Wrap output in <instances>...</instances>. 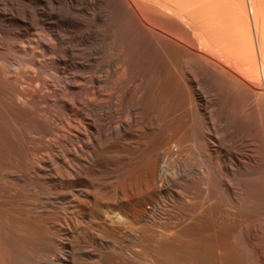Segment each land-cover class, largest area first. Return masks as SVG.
I'll return each instance as SVG.
<instances>
[{
  "label": "bare ground",
  "instance_id": "6f19581e",
  "mask_svg": "<svg viewBox=\"0 0 264 264\" xmlns=\"http://www.w3.org/2000/svg\"><path fill=\"white\" fill-rule=\"evenodd\" d=\"M241 2L0 0V264H87L97 254L99 263L114 264L112 237L123 244L137 239L127 232L132 228L119 227L117 213H127L119 193L140 180L149 161L159 168L157 190L167 185L158 161L195 110L221 159L222 194L204 215L201 199L191 198L189 221L175 223L155 243L190 264H264V197L254 188L243 193L238 184L242 157L264 159V0L251 1L250 17ZM216 104L222 114L215 117ZM159 122L163 128L154 132ZM219 127L242 153L231 145L219 151ZM97 182L110 187L101 189L102 202ZM92 184L98 209L85 215L61 211V204L89 202ZM202 187L195 197L201 198ZM94 203H87L90 209ZM85 217L103 233L87 234L88 244L74 236ZM125 250L121 263L143 259L134 261Z\"/></svg>",
  "mask_w": 264,
  "mask_h": 264
},
{
  "label": "rangeland",
  "instance_id": "374dc122",
  "mask_svg": "<svg viewBox=\"0 0 264 264\" xmlns=\"http://www.w3.org/2000/svg\"><path fill=\"white\" fill-rule=\"evenodd\" d=\"M252 1V0H251ZM250 0H242V2H241V0H240V2L242 3V5H243V8H244V11L246 12V14H247V16H251V13L249 12V9H250V6H252V2H251ZM251 3V4H250ZM155 36H156V39L158 40V41H160V43L161 44H165V37L161 34V33H155ZM174 52H179V50H178V48H174V51H173V53ZM118 78H119V73L117 74H114L113 75V77H111L110 78V80H109V84L108 85H110L109 87H112L113 86V84H114V82H116L117 80H118ZM112 84V85H111ZM206 87L208 88V86L206 85ZM207 88H205V89H207ZM223 91H221V97H223ZM221 97L219 98V99H221ZM216 105H217V107H216ZM215 105V109H214V116L216 117V115L218 116V114L220 115V114H222V109H221V107L218 105V104H216ZM195 112V113H194ZM193 113H192V115L190 116V118L187 120V122H186V125H185V123H184V125H182L183 126V128L180 126V129H178V131H176V133H177V135H176V133H175V137H174V139H173V141L168 145V147H167V149L165 150V152L163 153V155H162V157H161V159L158 161V164L160 165V169L164 172V175L165 176H167L166 178H167V185L165 186V187H163L162 189H160V190H157V188H156V185H155V181H154V174H155V172L157 171V169H159L158 167H157V164H156V162L155 161H149L147 164H145V166H144V168L141 170V174H140V180L138 181V182H136V183H134V184H131V186H130V188L126 191L127 192V194H126V192H124V191H121L120 193H119V195H121V194H123L121 197L122 198H124V199H122V202H124L123 204H124V206H125V209L127 210V213H125V214H120V213H117V216H118V219H117V221H118V224L120 225L119 227L120 228H122L123 230L125 229V227L127 228V226H128V228H127V230L129 229V228H132V229H129V231H127L126 229L124 230V231H127V232H130L131 234H133V233H135V234H133V235H138V234H141V235H136V237H137V239L133 242V241H129L127 244H130V247L129 246H127V244L126 243H121V242H116L119 238H118V236L117 235H114L113 237H112V241L111 242H113L114 243V241H115V243H118V244H116V245H114V244H111V249H112V253H114L113 255L115 256V253H116V256H115V259H114V256H113V263L115 264H118V262H117V260L120 262L119 264H123V263H121V262H123L121 259H123V257L121 256V255H123V253H120V251L121 252H124V250L125 251H127V254H129V256H131V258H135L134 259V261H140V259H138L137 257H139V258H141L142 256H143V259L141 258V261H140V263L142 264V261H143V264H165L169 259H173V260H175V259H177L179 262H176V263H174V264H182V263H184V264H186V263H188L189 262V260L187 259V258H185L184 257V259H183V256H179V255H176V254H174V253H172V252H167V251H163L160 247L158 248V246L156 245V243H159L161 240L163 241L164 240V238H165V234H169V233H171V232H173V230H175L178 226H176L178 223L181 225V224H183V223H187L188 221H189V219H190V216H191V213H192V211H190V210H192V203L194 202V201H192V200H198V199H201V200H199L198 202V204L199 205H201V207H202V209L203 210H201V213L204 215L205 213L204 212H206V209L205 208H207V206L213 201V200H215V199H218L220 196H221V189H220V185L218 184L220 181H218L219 179V175H222L221 174V172L223 173V171H222V165H221V159L219 158V157H217L218 155H216V153H214L213 152V150H212V146H209L210 145V143H208V140H207V134H206V132H205V130H203L204 129V127H203V121H202V119L200 120V118L201 117H199L200 115L198 114V112L195 110ZM218 112V113H217ZM235 114H231V113H229L228 114V117L230 118H233V119H236L235 118V116H234ZM236 117H238V116H236ZM238 119V118H237ZM192 120V121H191ZM239 120H241V119H238V121ZM202 121V122H201ZM237 121V120H236ZM243 120H241V122H242ZM245 122V121H244ZM243 122V123H244ZM160 123V122H159ZM161 127H160V126ZM158 126L160 127V129H158L159 127H157V126H155L154 127V132L155 131H160L161 130V128H163V125H162V123H160ZM191 125V126H190ZM182 128V129H181ZM222 128V130H223V127H219V131H220V129ZM189 130V131H188ZM221 130V131H222ZM186 131V132H185ZM218 131V136H217V138L218 139H220L219 140V142H220V147H219V151L221 152V153H223V150L224 149H226L228 146L230 147V145L231 144H229V142L227 141V139L223 136V137H221V131L219 132ZM182 133V134H181ZM205 134V136H203L204 134ZM181 134V135H180ZM185 135V136H184ZM203 137V138H202ZM206 137V138H205ZM224 138V139H223ZM176 139V140H175ZM203 139H204V141H203ZM205 142V143H204ZM207 143V144H206ZM222 144V145H221ZM204 146H205V148H204ZM224 146V147H223ZM232 146V145H231ZM236 146V147H235ZM233 145L232 147H234L233 149L235 150V151H238L239 153L241 152L242 153V148L240 147V145H238V144H236V145ZM222 147V148H221ZM239 147V149L238 150H236L237 148ZM209 148H210V150H209ZM220 148H221V150H220ZM223 149V150H222ZM241 149V150H240ZM180 150V151H179ZM194 150V151H193ZM197 151V152H196ZM201 151V152H200ZM210 153H208V152ZM257 151L259 152V153H262V151H263V147L262 146H259L258 148H257ZM199 154V155H198ZM195 156V157H193V156ZM201 157V158H200ZM209 158V159H208ZM214 158H215V160H216V162H215V160H214ZM216 158H218V159H216ZM210 160V161H209ZM214 160V161H213ZM219 160V161H218ZM254 160V161H253ZM253 160L250 162V161H247L246 162V159L244 158V157H242L241 158V162L239 163V167H238V170L240 171L239 172V176H238V181H239V183L238 184H240L239 186H241L240 188L242 189V192L243 193H250L251 192V189L252 188H254L255 189V193H257L259 196H261V197H264V159H263V157H261L260 156V159H259V157L258 158H253ZM196 161V162H195ZM199 163H198V162ZM208 161V162H207ZM193 162V163H192ZM201 162V163H200ZM204 164H203V163ZM219 162H220V164H219ZM251 163L250 165L248 164V163ZM197 163V164H196ZM214 163V164H213ZM253 163V164H252ZM191 164V165H190ZM194 164H196V166L198 167V168H201L200 169V172L202 173L201 174V176H202V178H204V176H205V178L207 177V180L204 178V179H202L201 177H199L196 173H195V171H194V167H195V165ZM200 164V165H199ZM212 165V166H211ZM215 165H216V167H215ZM218 165V166H217ZM221 165V166H220ZM241 165V166H240ZM189 166H191L190 168H189ZM193 166V167H192ZM199 166H201V167H199ZM211 166V167H210ZM210 167V168H209ZM212 168H213V170H212ZM181 169V170H180ZM217 169H218V171H217ZM188 170V171H187ZM191 170H193V172L191 171ZM203 172H202V171ZM212 170V171H211ZM221 170V171H220ZM248 170H250V171H248ZM253 172H252V171ZM207 171V172H206ZM210 171V172H209ZM187 174H186V173ZM215 172V173H214ZM216 172L218 173V175H216ZM248 172H249V174H250V177H248V176H246V174H248ZM210 175H209V174ZM212 173H213V175H214V178L216 179V180H214V178H212L213 177V175H212ZM220 173V174H219ZM241 173V174H240ZM178 174V175H177ZM184 174V175H183ZM191 174H192V176H191ZM206 174V175H205ZM244 174V175H243ZM195 175H197V176H195ZM208 175V176H207ZM241 175V176H240ZM181 177V178H180ZM184 177V178H183ZM190 177H191V179H190ZM221 177V176H220ZM251 177H255L254 179L253 178H251ZM184 180H186V182L185 181H183V179ZM194 178H197L196 180L194 179ZM242 180H241V179ZM246 178H247V180H250L251 181V183H250V181H248L247 182V180H246ZM198 179H202V180H200V182H199V180ZM176 180V181H175ZM180 182H178V181ZM183 182H182V181ZM254 182H253V181ZM208 181V182H207ZM210 181H212V182H210ZM213 181L215 182L214 184H211V183H213ZM218 181V182H217ZM176 182V183H175ZM203 182H204V184H203ZM217 182V183H216ZM241 182V183H240ZM243 182V183H242ZM99 183H101V184H99ZM97 182V185H101V186H99V187H101V188H97V187H95V186H97V185H95V184H92V186H87V188L89 189V190H96V188H97V190L96 191H102L103 189H104V191L106 190H108V189H110V187H106V185L105 184H103L102 185V182ZM184 183V184H183ZM246 183H248V184H246ZM136 184V185H135ZM178 184V185H177ZM188 186H187V185ZM191 184V185H190ZM197 185V184H199V186L197 185V187L196 186H194V185ZM209 186V187H211L212 188V186L211 185H214L213 186V189L214 190H216V191H214L213 192V190L211 189V188H209L207 185ZM210 184V185H209ZM217 184L219 185V188H218V186H217ZM246 184V185H245ZM249 184H250V186H249ZM258 184V185H257ZM132 185L134 186V187H132ZM169 185H170V187H169ZM180 185V186H179ZM186 185V186H185ZM200 185H201V187L202 186H204V187H202L201 188V191H202V193H203V190H204V193L202 194V193H200V197L201 198H199V197H195L196 195L194 194V192H195V187L197 188V190L196 191H198V190H200ZM216 185V186H215ZM64 186V185H63ZM168 186V187H167ZM205 186H206V189H205ZM252 186V187H251ZM91 189H90V188ZM106 189H105V188ZM131 187H132V191H129V190H131ZM186 187H187V189H186ZM188 187H190V188H188ZM199 187V188H198ZM249 187H251L250 189H249ZM93 188V189H92ZM103 188V189H102ZM175 188H177V189H175ZM245 188V189H244ZM99 189V190H98ZM102 189V190H101ZM175 189V190H174ZM186 189V190H185ZM203 189V190H202ZM94 190V191H95ZM174 190V191H173ZM179 192H178V191ZM188 190V191H187ZM210 192H209V191ZM211 190H212V192H213V194H212V192H211ZM218 190V191H217ZM245 190V191H244ZM94 191H92L91 193H90V199H89V202H86V201H88V199H86V200H84L83 199V201L81 202V199H80V203L78 204V205H76V206H74V207H71V206H68L67 207V205H64V204H61L60 205V207H61V211H64L65 213H70L71 211H72V213H80V214H78V215H82V213H83V215H85V214H87L88 212L90 213L91 211H93V209L94 210H96L95 208H99L100 207V203H96V201H98V199L96 200L95 198L97 197L98 198V196L99 197H101V198H99V199H101V202H102V197H104V192L102 191V193L103 194H101V192H99V195H98V192H94ZM106 191H105V193H106ZM129 191V192H128ZM184 191H186V192H184ZM207 191H208V193H207ZM250 191V192H249ZM190 194H189V193ZM95 193H97V194H95ZM129 193V194H128ZM175 193V194H174ZM180 193V194H179ZM183 193V194H182ZM210 193V194H209ZM216 193V194H215ZM218 193L220 194L219 196H218ZM92 194H95V198L93 197V195ZM128 195V196H126V195ZM192 194H193V196H192ZM206 194V196H204ZM209 194V196H207ZM212 194V196H210ZM91 195H92V197H91ZM98 195V196H97ZM189 195V196H188ZM176 196V197H175ZM181 196V197H180ZM126 197H128L127 199H126ZM190 197V198H189ZM205 197H206V199H205ZM207 197H208V199H209V201H208V199H207ZM212 197H215V198H212ZM218 197V198H217ZM91 198H93V199H91ZM185 200H184V199ZM191 198H192V200H191ZM194 198V199H193ZM210 198H212V199H210ZM96 201H95V200ZM126 199V200H125ZM202 199H203V201H202ZM188 200H191V202L190 201H188ZM206 200V201H205ZM201 201V202H200ZM84 202V203H83ZM95 202V203H94ZM126 202V203H125ZM202 202H204V203H202ZM81 203H83V204H81ZM87 203H91V205H93V203H94V206L90 209V206H88L89 204H87ZM154 203V204H153ZM158 205H157V204ZM201 203V204H200ZM95 204H96V206H95ZM153 204V205H152ZM161 204V205H160ZM205 204V205H204ZM79 205H82V207L81 206H79ZM83 205H86L87 207H83ZM152 206H155L156 207V210H154L153 211V213L152 214H154V215H149V208H151ZM159 206V207H158ZM191 206V207H190ZM63 207H65V208H67V209H63ZM76 207V208H75ZM79 207V208H78ZM190 207V208H189ZM68 208H69V211H68ZM74 208V210H72ZM81 208V209H80ZM87 208V209H86ZM89 208V209H88ZM80 209V210H79ZM165 209V210H164ZM160 210V211H159ZM162 210V211H161ZM85 211V212H84ZM88 211V212H87ZM169 212V214H168V212ZM190 211V212H189ZM82 212V213H81ZM87 212V213H86ZM161 212L162 213H164V214H161ZM171 212V213H170ZM178 212V213H177ZM184 212V213H183ZM92 213V212H91ZM158 214V215H156V214ZM178 214V215H177ZM188 214H189V216H188ZM129 215V216H128ZM133 215V216H132ZM164 217H163V216ZM176 215V216H175ZM182 215H184V216H182ZM127 216V217H126ZM130 216H132V217H130ZM136 216V217H135ZM137 216H143V220L142 221H139V220H137ZM161 216V217H160ZM167 216V217H166ZM169 216V217H168ZM134 217V218H133ZM182 217V218H181ZM184 217H186V218H184ZM187 217H188V219H187ZM121 218H123V219H121ZM136 218V219H135ZM176 218V219H175ZM82 219H84V221L82 220ZM81 220H80V222L81 223H79V225L81 224V228H79V226H78V229H77V231H76V233L74 234V236H75V240L77 239L78 241H81V240H83V239H86V242H87V244H88V242L89 241H87V234H92V232L93 233H95L97 230V233H98V238L99 237H101L102 238V236H103V233L101 232V230H99V228L98 229H96L95 228V226L93 225V224H91V222L89 221L90 220V218L89 217H85V218H82ZM88 219V220H87ZM135 219V220H134ZM183 219H184V221H183ZM179 220L181 221V222H179ZM187 220V221H186ZM82 221H83V223H82ZM86 221V222H85ZM89 223H88V222ZM121 221V222H120ZM176 221V222H175ZM120 222V223H119ZM139 222V223H138ZM141 222V223H140ZM183 222V223H182ZM85 223H88V225L86 224V225H84ZM135 223V224H134ZM171 223H172V225H171ZM175 223H177V224H175ZM123 224V225H122ZM173 224L175 225L174 227H173ZM178 224V225H179ZM90 225L92 226V227H90ZM179 225V226H180ZM85 226H87V228H88V230H87V228L85 227ZM90 228H89V227ZM122 226V227H121ZM125 226V227H124ZM171 226V227H170ZM82 227H84V229L82 228ZM172 227H173V229H172ZM245 227V228H244ZM94 228V230H91V229H93ZM137 230H136V229ZM89 229L91 230V231H89ZM133 229H134V232H133ZM170 229H172V230H170ZM247 229V226H243L242 227V229H241V234H243L244 232H245V230ZM86 230H87V232H86ZM96 230V231H95ZM169 230V231H168ZM81 231H85L86 232V234H85V232H82V235H81ZM95 231V232H94ZM88 232H90V233H88ZM138 232V233H137ZM140 232V233H139ZM142 232V233H141ZM79 233V234H78ZM84 234V235H83ZM78 235V236H77ZM81 235V236H80ZM102 235V236H101ZM161 235H163V236H161ZM86 236V237H85ZM140 236V237H139ZM79 237V238H78ZM80 237H81V239H80ZM83 237V238H82ZM117 238V240H116V238ZM157 238H159L160 240H158ZM155 239V240H154ZM76 240V241H77ZM138 240H139V242H138ZM142 240V241H141ZM118 241H120V240H118ZM154 241V242H153ZM161 241V242H162ZM140 242H141V244H140ZM156 242V243H155ZM90 243V242H89ZM131 243H132V245H131ZM122 244L123 246H121V248H120V245ZM138 244V245H137ZM155 244V246L153 247L152 245H154ZM125 245V246H124ZM139 245H140V248H139ZM127 246V247H126ZM131 246H133L132 247V249H130L131 248ZM137 246H138V248H137ZM123 247H125V249L123 248ZM129 247V249L127 250V248ZM134 247H136L135 248V250H134ZM122 248H123V251H122ZM150 248V249H149ZM153 248H154V250H153ZM119 249H121V250H119ZM137 249V250H136ZM152 249V250H151ZM157 250H158V252H157ZM160 250V251H159ZM130 251H132V252H135L136 254H132V252H130ZM136 251H138V252H136ZM154 251V252H153ZM140 252V253H139ZM152 252V253H151ZM163 252H166L165 254H161V253H163ZM118 253H119V255H118ZM159 253L160 255L159 256H157V254ZM121 254V255H120ZM156 254V255H155ZM167 254V255H166ZM118 255V256H117ZM133 255V256H132ZM155 255V256H154ZM97 256H98V258H97ZM121 256V257H120ZM163 256H164V258H163ZM171 256V257H170ZM116 257H120V259H118V258H116ZM160 257H162V259L164 260H162V259H160ZM94 258V262H98L99 263V259H101V255H96L95 257H93ZM93 258H92V260H93ZM96 258V259H95ZM137 258V259H136ZM167 258V259H166ZM133 259H130V262L132 261V262H134L133 261ZM180 259V260H179ZM91 259H88L87 260V264H94V262L91 260ZM166 260V261H165ZM172 260V261H173ZM176 260V261H177ZM185 260V261H184ZM156 261V262H155ZM163 261V262H162ZM171 260H169L168 262L169 263H172V262H170ZM89 262V263H88ZM92 262V263H91ZM166 263V264H169V263ZM136 264H138L139 262H135ZM139 263V264H140ZM172 263V264H173ZM96 264V263H95ZM99 264H103L102 263V260H101V263H99ZM131 264V263H130ZM134 264V263H133ZM188 264H190V262L188 263Z\"/></svg>",
  "mask_w": 264,
  "mask_h": 264
}]
</instances>
